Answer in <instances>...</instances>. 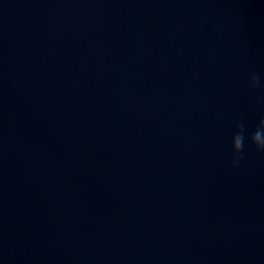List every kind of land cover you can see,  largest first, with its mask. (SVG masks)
I'll use <instances>...</instances> for the list:
<instances>
[{
  "label": "water",
  "instance_id": "obj_1",
  "mask_svg": "<svg viewBox=\"0 0 264 264\" xmlns=\"http://www.w3.org/2000/svg\"><path fill=\"white\" fill-rule=\"evenodd\" d=\"M261 118L264 0H0V264H264Z\"/></svg>",
  "mask_w": 264,
  "mask_h": 264
},
{
  "label": "clouds",
  "instance_id": "obj_2",
  "mask_svg": "<svg viewBox=\"0 0 264 264\" xmlns=\"http://www.w3.org/2000/svg\"><path fill=\"white\" fill-rule=\"evenodd\" d=\"M250 89L261 87V78L255 73H250L248 78ZM246 139L250 140L258 153H264V118H261L255 130L248 136V130L243 121L236 124V131L232 136L231 149L233 153L232 166L239 167L243 160V152Z\"/></svg>",
  "mask_w": 264,
  "mask_h": 264
}]
</instances>
